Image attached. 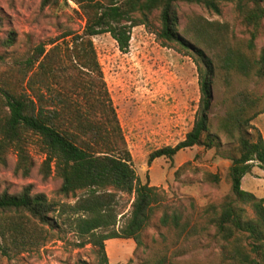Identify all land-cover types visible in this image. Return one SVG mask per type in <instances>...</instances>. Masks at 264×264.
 I'll use <instances>...</instances> for the list:
<instances>
[{
    "label": "trees",
    "instance_id": "16d2710c",
    "mask_svg": "<svg viewBox=\"0 0 264 264\" xmlns=\"http://www.w3.org/2000/svg\"><path fill=\"white\" fill-rule=\"evenodd\" d=\"M70 1L85 19L82 31H66L37 43L26 60L16 63L21 79L11 76L0 81V169L8 167L14 154V174L30 178L34 162L29 147L35 144L44 155L39 169L42 180L55 174L61 180L60 195L83 193L74 205L62 209L74 232L96 249L98 264H109L105 249L109 240H133L144 246V234L157 215L159 226L171 230L177 241L207 236L218 242L223 264H264V198L242 189L243 178L255 166L264 171V138L253 125L264 114V94L233 93L224 100L225 114L216 125L212 117L217 85L229 90L236 76L264 83V47L256 53V41L264 36V0ZM50 2L42 0V6ZM224 3L235 5L246 39L238 40L228 24L197 15L180 29V4L220 15ZM153 20L157 29H152ZM139 26L153 32L162 46L193 61L200 90L194 123L185 139L153 152L149 162L173 161L179 152L194 147L217 150L231 162L226 177L231 191L220 203L201 209L191 204V212L185 214L179 201L144 183L135 171L93 38L109 34L127 53L132 31ZM15 43V33H10L0 40V48ZM222 138L235 146L220 152ZM206 180L219 184L221 177L209 172ZM117 193L134 198L118 229ZM57 207L44 194L33 193L32 185L16 194L0 193V217H28L55 229L52 216ZM16 224L7 223L0 231L2 238L7 231L14 238L24 236L22 224ZM155 264H167L166 257Z\"/></svg>",
    "mask_w": 264,
    "mask_h": 264
},
{
    "label": "rangeland",
    "instance_id": "374dc122",
    "mask_svg": "<svg viewBox=\"0 0 264 264\" xmlns=\"http://www.w3.org/2000/svg\"><path fill=\"white\" fill-rule=\"evenodd\" d=\"M178 15L180 29L189 17L197 15L228 24L238 40L247 38L234 4H222L220 15L200 6L180 4ZM0 17V40L4 41L10 33L16 36L13 46L0 48L4 54L0 81L11 76L21 79L16 63L26 60L37 43L57 38L66 31H82L85 25L78 6L70 0H51L45 7L42 0H0ZM152 23V29H157L158 22L153 20ZM93 43L135 171L141 180L179 201L185 214L191 212V204L201 209L211 203H220L231 191L226 178L231 162L221 158L217 150L194 147L179 152L173 161L160 158L149 162L153 152L177 146L192 129L200 100L193 61L173 48L162 46L156 35L143 26L133 29L127 53L118 49L109 34L93 38ZM263 47L264 36L256 41V53ZM243 91L263 95L264 83L236 76L231 89L216 86L212 110L214 125L225 114L224 100ZM253 125L264 138V114ZM251 135L255 137L254 132ZM223 141L220 152L235 146V143ZM29 151L34 162L30 178L14 174L16 157L12 154L8 167L0 169V193L16 194L23 187L32 185L33 193L44 194L48 201L58 205L52 216L57 226L55 229L43 226L28 217L20 220L0 217V231L6 230L7 223L12 222H20L24 230V236L17 238L9 231L5 239L0 235V264H98L96 249L88 244L87 238L74 232L62 209V205H74L83 193H78L77 197L60 195L61 180L52 174L44 181L39 174L44 155L35 144ZM209 172L221 177L219 184L206 180ZM246 176L243 190L264 197V171L255 166ZM133 199L130 195L117 193L116 229L124 225ZM159 216L145 232L142 247L133 240L105 242L109 264H155L162 256L166 257L167 264H223L218 242L207 236L177 241L171 230L159 226Z\"/></svg>",
    "mask_w": 264,
    "mask_h": 264
},
{
    "label": "crops",
    "instance_id": "0c3cea01",
    "mask_svg": "<svg viewBox=\"0 0 264 264\" xmlns=\"http://www.w3.org/2000/svg\"><path fill=\"white\" fill-rule=\"evenodd\" d=\"M246 178H247V176H245V177L243 178V180H242V189H243V183L245 182ZM257 197H258V196H257ZM259 198H264V197H259Z\"/></svg>",
    "mask_w": 264,
    "mask_h": 264
}]
</instances>
